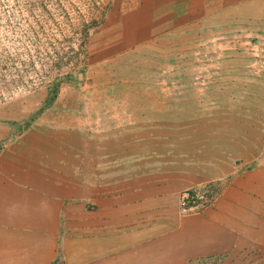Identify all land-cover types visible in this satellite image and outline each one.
<instances>
[{
    "label": "rangeland",
    "instance_id": "374dc122",
    "mask_svg": "<svg viewBox=\"0 0 264 264\" xmlns=\"http://www.w3.org/2000/svg\"><path fill=\"white\" fill-rule=\"evenodd\" d=\"M141 3L150 6L148 0H0V141L23 131L40 136L50 168L67 176L68 191L89 212L94 184L110 169L112 176L131 172L140 155L150 160L140 167L148 176L173 169L182 178L206 177L186 154L196 156L187 149L199 143L206 159L221 156L209 166L227 176L183 189L203 198L192 214L177 209L178 216L212 208L220 183L232 186L241 173L258 177L251 181L258 211L252 233L233 235L227 254L185 264H264V0L238 9L212 3L191 13L174 5L170 14L161 8L156 20L138 24ZM108 30L124 31L111 48L113 42H97ZM138 121L146 125L142 132ZM128 123L135 131L122 132ZM155 134L156 146L145 141ZM102 156L110 160L99 163Z\"/></svg>",
    "mask_w": 264,
    "mask_h": 264
},
{
    "label": "crops",
    "instance_id": "0c3cea01",
    "mask_svg": "<svg viewBox=\"0 0 264 264\" xmlns=\"http://www.w3.org/2000/svg\"><path fill=\"white\" fill-rule=\"evenodd\" d=\"M249 1L254 3V0ZM148 2L150 6L141 3L136 8L138 24L156 20L161 8L169 12L174 5H186L190 13L212 3L223 6L232 3L230 6L237 9L251 5V2L239 0ZM127 8L126 16L129 17L134 8L130 5ZM123 32L120 30L117 35L108 30L98 36L97 42H113L108 48L114 47L118 41L114 37L120 38ZM91 48L94 53V41ZM136 123L140 125L141 122ZM131 125L122 126V132L135 131ZM145 126L144 123L140 125L137 132L144 131ZM197 127L207 132L202 130L203 125ZM6 131L8 135L9 130ZM38 137H30L28 131H23L15 140L11 137L0 141V264H94V261L101 264H185L189 260L202 259L203 255L227 254L233 235L252 233L248 230L253 229L250 224L258 211L256 200L251 197V181L258 177L252 173L251 176L243 177V173L233 176L232 186H227L225 180L220 183V195L213 207L202 214L183 219L178 216L176 196L180 191L215 179L221 181L225 177L221 174L227 176V171H213L209 166L221 156L212 161L206 159L195 148L199 143L195 147L186 146L196 156L186 154L194 158L192 165L195 164V169L206 177L194 173L193 177L182 178L179 171L173 169L168 174L162 172L151 177L153 174L140 168L145 163L150 164V160L147 156L140 160V155L135 161L126 160L133 164L131 172L122 177L112 176L113 169H110L106 178L94 184V212H89L68 191L71 186L67 176L61 175L59 169L52 171L51 159L46 156L48 148ZM149 137L145 141L155 140L154 146L156 139L161 141L160 135ZM216 154L215 151L210 155ZM107 160H110L108 156L98 159L102 164ZM245 177L248 184L243 183ZM242 197L248 201L237 200ZM99 250L102 254L94 258V251L98 253Z\"/></svg>",
    "mask_w": 264,
    "mask_h": 264
},
{
    "label": "built area",
    "instance_id": "2783aa9c",
    "mask_svg": "<svg viewBox=\"0 0 264 264\" xmlns=\"http://www.w3.org/2000/svg\"><path fill=\"white\" fill-rule=\"evenodd\" d=\"M194 190H184L177 198V209L181 215H190L199 207V201L202 199Z\"/></svg>",
    "mask_w": 264,
    "mask_h": 264
}]
</instances>
